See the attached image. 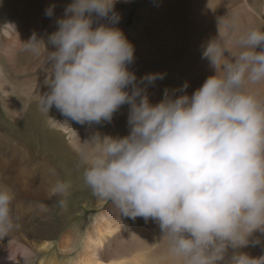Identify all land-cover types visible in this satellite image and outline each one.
Wrapping results in <instances>:
<instances>
[{"label":"clouds","instance_id":"obj_1","mask_svg":"<svg viewBox=\"0 0 264 264\" xmlns=\"http://www.w3.org/2000/svg\"><path fill=\"white\" fill-rule=\"evenodd\" d=\"M116 3L70 0L48 36L53 50L35 32L20 43L44 57L47 91L38 105L80 125L111 123L127 105V135L96 133L82 144L85 183L123 216L157 222L183 264H219L229 247H245L254 233L264 234V95L257 88L264 86V30L239 36L240 50L228 59L221 41L234 25L218 18V37L202 53L214 74L191 95L186 82L152 103L142 85L164 74L138 79L130 70L135 48L117 26ZM54 9L50 5L45 15L53 17ZM4 28L17 36L13 23ZM70 187L58 181L53 192L67 196ZM14 199L0 180V232L13 227ZM229 264H264V254L234 251Z\"/></svg>","mask_w":264,"mask_h":264},{"label":"bare ground","instance_id":"obj_2","mask_svg":"<svg viewBox=\"0 0 264 264\" xmlns=\"http://www.w3.org/2000/svg\"><path fill=\"white\" fill-rule=\"evenodd\" d=\"M57 2L54 16L49 18L45 15L49 7L46 0H0V25L13 23L17 32L16 36L11 29L0 30V76L24 84L31 80L30 70L37 65L47 71L43 55L24 51L20 43L26 42L33 32L43 42L48 39L53 32L50 26L59 16L55 13L62 16L70 0ZM132 3L136 4V15L125 26V14ZM116 4L125 7L119 12L121 20L117 26L135 48L137 66L130 65V70L138 79L149 73L164 74L163 79L142 85L152 103L162 98L165 89L179 90L186 82V91L191 95L214 74L202 53L207 43L218 37V18L234 25V31L221 41L228 59L240 50L235 44L239 36L251 28L264 30V0H117ZM51 49L50 45L48 50ZM257 88L264 95V86ZM0 102L6 114L0 116V180L15 193L13 227L0 232V264H183L170 252L157 222L150 219L145 223L140 217L133 221L113 204L103 208L99 217L95 215L83 230L73 228V222L68 225L75 218L74 211L82 214L77 207L63 209L64 222L57 223V200L68 196L54 193L53 187L64 175L73 176L71 169L64 166L70 163L73 152L78 155L81 147L71 142L79 144V140L91 135V130L76 122V128H72L68 118L60 113L46 114L29 99L22 101L28 110L17 108L11 91L1 82ZM116 113L123 117L116 124L105 122L97 133L114 137L128 134V106H121ZM62 134H67L74 150L70 151ZM104 200L100 198L99 204ZM256 236L260 243L244 249L229 247L219 264H229L234 251L253 257L264 254V234H253V240ZM126 247L138 250L126 261L113 258Z\"/></svg>","mask_w":264,"mask_h":264},{"label":"rangeland","instance_id":"obj_3","mask_svg":"<svg viewBox=\"0 0 264 264\" xmlns=\"http://www.w3.org/2000/svg\"><path fill=\"white\" fill-rule=\"evenodd\" d=\"M50 5H55V7L58 6V2L57 0H46V6H50ZM136 4L132 3L130 4V6L127 8V12L125 14V26L130 25V23L133 22L134 16L136 15ZM125 9V7L121 4H116L115 5V10L117 12H120V10ZM129 9V10H128ZM55 15H59L57 16L60 17V13L57 12L55 13ZM127 16V17H126ZM56 20V19H55ZM132 21V22H131ZM56 24H51L50 26V31H55ZM46 49H49V43H48V39L44 42ZM53 50V49H51ZM42 62V59L40 60V63ZM131 66L136 67L137 64L135 62H133L131 64ZM40 68V65H37L36 67H34L33 69L30 70L31 74V80L24 83V84H15L13 82V80L4 77L3 74H1L0 76V82L3 83V87H8L9 90L12 93V103H16V107L19 109H22L23 111H26L29 109V107H27L26 105L22 106V101L29 99L30 101H34L35 103H38V99L40 97V95L47 91V87L45 84V81L48 78V73L47 71H43ZM54 112L56 114H58L59 112L53 108L49 113ZM47 114V113H46ZM117 113H115L113 115V119L111 122H113V124H116L118 120H120L123 115H121L120 117H117L116 115ZM0 116L1 117H6V114L4 113L3 110V106L1 105L0 102ZM60 116H62L60 114ZM3 119V118H1ZM68 123L71 125L72 128H76V124L74 121H71L69 119ZM105 124V122L101 123V124H93V125H87L85 124L84 126L89 128L91 130V135L89 137H86L82 140H79V144H74V142H71L73 146H82V144L84 143V141L86 139H89L92 135L96 134L99 129H101V127ZM52 127V124L50 126H48V128ZM47 128V129H48ZM62 127H59L57 129H61ZM63 130V129H62ZM66 131V130H65ZM65 131H63V133H66ZM64 135V141L66 142L67 146L70 147V151L74 150V148L70 145L69 140L67 138V134H62ZM70 136H74V134H71ZM40 144L43 146L45 145V142L39 140ZM71 160L70 163L65 165V169H71V171L73 172V176L72 175H64V177L62 179H60L59 181H63V182H68L70 183L71 187L69 189V194L68 199L66 200H62L59 199L57 200V204L59 206L57 215L54 218V220L61 224L62 222H64V216L61 214V211L63 209H68V210H73L75 209V207H77L80 211H83L82 214L80 213H76V211L73 212L74 215V219H72V221H70L68 223V225H70L72 222L74 223L73 228H81L83 230V228L86 227V224L88 222L91 221V219L93 217H95V215H97L99 217L100 215V211L103 208H109L112 205V202L109 200H104L103 204L100 205L99 204V199L98 196L95 197L96 195L94 193H92L93 191L90 190V187L85 183L84 179H83V171L84 168L83 166H79V151H78V155L76 156L73 152V156L71 155ZM36 160H40L39 158ZM76 162V163H75ZM35 162H32V164H34ZM75 166V167H73ZM71 172V173H72ZM80 174V175H79ZM79 175V176H78ZM89 197H95V200L93 198L89 199ZM98 199V200H96ZM85 205V206H84ZM90 205V206H89ZM92 207V208H89ZM76 208V209H77ZM82 217V218H81ZM57 218V220H56ZM60 218V219H58ZM130 232V231H129ZM259 232H256L254 234H258ZM126 235V234H125ZM257 238V236L254 238V240ZM252 236L249 238V244L245 247H242V249L244 248H250L253 246V242L254 241ZM4 242H1V244H3ZM137 248H124L122 249V253L118 254L117 256L114 255L113 258L114 259H119V261H126L129 258H131L132 255H134L137 252Z\"/></svg>","mask_w":264,"mask_h":264}]
</instances>
